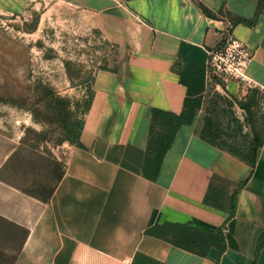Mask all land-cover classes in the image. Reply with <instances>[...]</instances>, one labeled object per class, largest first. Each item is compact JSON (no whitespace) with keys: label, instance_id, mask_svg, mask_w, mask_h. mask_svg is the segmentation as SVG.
<instances>
[{"label":"crops","instance_id":"0c3cea01","mask_svg":"<svg viewBox=\"0 0 264 264\" xmlns=\"http://www.w3.org/2000/svg\"><path fill=\"white\" fill-rule=\"evenodd\" d=\"M259 2H73L93 17L99 35L119 48L125 62L117 72L95 75L81 146L50 156L51 164L61 165V176L51 172L49 185L48 173L20 174L27 187L41 182L46 192L34 194L0 178V217L26 231L13 264H254L264 234V146L254 169L213 146L202 138L201 108L194 123L178 131L158 180L147 179L143 169L154 111H184L187 88L178 64L207 66L210 52L232 35L254 53L247 75L264 91V8L254 26L237 22L253 21ZM27 3L0 0L11 13ZM210 85L238 99L247 94L236 81ZM17 150L4 159V176ZM216 178L236 187L246 183L233 218L205 204ZM219 230L226 240L222 254L208 240ZM258 264H264V245Z\"/></svg>","mask_w":264,"mask_h":264},{"label":"rangeland","instance_id":"374dc122","mask_svg":"<svg viewBox=\"0 0 264 264\" xmlns=\"http://www.w3.org/2000/svg\"><path fill=\"white\" fill-rule=\"evenodd\" d=\"M75 1L28 0L19 13L0 6V178L23 187L28 183L21 173H48L49 185L51 172L61 176V165L51 164L50 156L62 157L63 148L74 145L95 75L117 72L125 62ZM210 86L202 109L219 134L216 143L246 150L256 135L264 141V91L256 87L252 90L259 93L252 99V90L238 99ZM57 97L66 101L60 111ZM240 102L251 104V112ZM161 130L157 123L156 133ZM15 148L4 176L2 164ZM222 185L229 193L237 188L229 181ZM27 188L34 194L47 191L41 182ZM25 237L24 229L0 217V264L15 262Z\"/></svg>","mask_w":264,"mask_h":264},{"label":"trees","instance_id":"16d2710c","mask_svg":"<svg viewBox=\"0 0 264 264\" xmlns=\"http://www.w3.org/2000/svg\"><path fill=\"white\" fill-rule=\"evenodd\" d=\"M263 8L264 0H260L258 11L253 21L239 19L237 22L254 26ZM176 72L180 76L182 84L187 88V97L184 103V111L181 115L159 110L154 111L150 140L143 169L144 176L153 182L158 180L164 158L167 152L171 149L178 131L183 126H190L194 123L196 114L199 110H201L203 105V94L206 89V66L197 62L188 61L184 64H178L176 66ZM257 93H259L258 90H252V95L250 96L249 100L252 99V96L257 95ZM92 96L93 90L91 89L84 115L90 108ZM56 99L59 103L57 109L60 111L61 104H64L66 101L62 97H57ZM239 105L242 109L251 112V104L240 102ZM157 123L162 124V130L159 133H156ZM83 125L84 120L81 122L80 131L76 135L77 138L75 141L70 138V141H73L74 145L81 146L80 137L83 130ZM203 132L204 135L202 138L213 146H216L220 150L228 152L239 158L243 162L247 163L252 169L256 167L258 151L264 146V141L260 140L257 135L254 137V142L245 150L241 149L237 145L230 146L228 149L218 145L216 141L219 138V134L217 131H214V127L211 125L210 119L206 120V126ZM71 135H75V133L72 132ZM223 182L226 181L221 178H216L212 181L205 198V204L213 208L226 211L230 214V218H233L236 215L238 193L246 183H243L237 187L233 193H229L222 185ZM208 240L210 244L218 248L220 254L224 253L226 250V240L223 230H219L216 235L208 236ZM263 245L264 234L259 239L254 264H258V256Z\"/></svg>","mask_w":264,"mask_h":264},{"label":"built area","instance_id":"2783aa9c","mask_svg":"<svg viewBox=\"0 0 264 264\" xmlns=\"http://www.w3.org/2000/svg\"><path fill=\"white\" fill-rule=\"evenodd\" d=\"M253 58L254 53L245 43L232 35L228 36L210 52L206 66V86L217 80L223 84L236 81L245 91L256 88L247 75V69Z\"/></svg>","mask_w":264,"mask_h":264}]
</instances>
